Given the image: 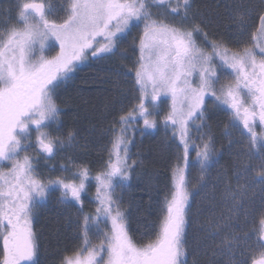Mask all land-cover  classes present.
Wrapping results in <instances>:
<instances>
[{
    "label": "snow or ice",
    "instance_id": "obj_1",
    "mask_svg": "<svg viewBox=\"0 0 264 264\" xmlns=\"http://www.w3.org/2000/svg\"><path fill=\"white\" fill-rule=\"evenodd\" d=\"M0 13V264L37 256L32 221L57 192L59 205L76 209L69 223L81 241L61 264H189L190 254L207 253L209 240L212 256L226 257L223 264H264V0H234V28L227 32L218 25L209 31L215 22L195 8V0H9ZM133 29H139L133 41L138 58L123 75L137 94L113 118L103 167L93 175L73 162L72 168H49L59 175H44L41 159L87 148L73 131L53 134L54 125L56 132L63 126L59 89L90 59L122 55L120 44ZM49 51L56 54L49 57ZM220 112L230 117L225 135L239 124L247 150L237 153L233 176H217L218 202L213 196L208 208L193 214L198 193L189 187L190 170L199 164L198 184L207 188L220 155L209 121ZM160 127L171 131L170 147L177 150L172 186L148 242L138 243L123 201L143 163L133 159L131 148L137 130L143 135ZM93 182L95 209L85 212ZM205 213L189 244V229Z\"/></svg>",
    "mask_w": 264,
    "mask_h": 264
},
{
    "label": "trees",
    "instance_id": "obj_2",
    "mask_svg": "<svg viewBox=\"0 0 264 264\" xmlns=\"http://www.w3.org/2000/svg\"><path fill=\"white\" fill-rule=\"evenodd\" d=\"M234 0H195V8L215 22L209 31H215V25L219 26L220 32H227L234 28L230 19L229 6ZM139 34L138 29H133L131 35L120 44V53L105 59L90 61L79 67L64 87L59 89V103L63 110L61 120L63 126L58 135L68 131L77 133L79 145H87V148L73 147L58 152L56 162L59 165H86L93 172L99 171L108 158L106 149L111 147V132L113 118H118L122 106L126 107L130 101L134 102L135 85L131 78L123 75L131 69L138 58V52L133 43ZM166 109V107H165ZM229 116L226 113H217L211 121V132L215 137V149L220 154L218 162L209 170L210 182L208 187L201 190L198 184L200 176L199 164L195 163L190 170L192 192L195 195L192 211L196 213L198 208L206 209L213 203V196L220 195L222 186H215L214 182L218 175L225 172L233 176V165L236 155L241 149L247 150V141L241 135L243 129L237 124L232 130V135H225V129L229 126ZM55 129V127H54ZM135 146L131 148L133 159L143 161L140 168L131 181V187L123 192L124 207L131 212V234L138 243L148 242V233L152 231L153 224L157 221L160 205L165 195L169 193L172 186L171 168L176 163L177 150L171 146V131L160 127L159 131L147 130L143 135L140 131L134 134ZM231 146H229V142ZM237 141H240L239 143ZM80 150V153L78 152ZM59 158V159H58ZM195 160V159H193ZM46 168L51 167L49 165ZM49 169V168H48ZM49 174H59V172ZM235 184V179H233ZM251 195V193H250ZM54 206H52L53 209ZM50 209L51 213L41 221L42 243L41 264H61L64 256L72 255L76 247L81 243L77 235L75 223H69V216L75 220L76 209ZM219 211V208H217ZM208 218L207 213L198 217V222L189 229V244L193 231H198L200 224ZM252 218H250L251 220ZM257 223V222H256ZM258 224V223H257ZM253 224L250 222L246 230H251ZM91 235V233H90ZM91 235L90 237H92ZM154 239V235L152 236ZM255 239V237H254ZM219 243V239L215 241ZM213 241L209 240L203 249L196 254H190L189 264L194 259H199L200 264H221L226 260L224 256H212Z\"/></svg>",
    "mask_w": 264,
    "mask_h": 264
},
{
    "label": "flooded vegetation",
    "instance_id": "obj_3",
    "mask_svg": "<svg viewBox=\"0 0 264 264\" xmlns=\"http://www.w3.org/2000/svg\"><path fill=\"white\" fill-rule=\"evenodd\" d=\"M13 2H14V0H13ZM58 2H59V0H52L53 4H57ZM6 4H7V6L9 5V0H6ZM0 7L3 8L5 6H3V3H0ZM11 14L13 16H15V10H13V12ZM96 60L97 59H90L88 62L96 61ZM85 64H82V65H85ZM82 65H80V66H82ZM169 103H170V101H169ZM150 131H154V130H150ZM56 160H57V158H52L50 160H44V161L40 160L39 167L42 169L41 172L42 173L44 172L43 173L44 175H53V174H49L48 173V171H49L48 168H50V167L46 168V166L48 164H44L43 162L50 161L49 165L51 166V165H55V164H52V163L56 162ZM59 166H57V168H59ZM91 172H92L93 175L95 174V172H93V171H91ZM59 174H61V173H59ZM59 174H56V175H59ZM190 189L192 191V188H190ZM94 193H95V187H94V182H93V186L90 188L89 193H88L87 197L85 198V205H84L85 212L94 211V209H95V204L91 202ZM256 193H257L256 205H257V207H259V198H258L259 189L258 188L256 189ZM58 196H59V193L58 192L55 193L51 197L50 201L45 206L37 209V213L34 216L33 221H32V230H33V233H34L35 238H36V243L38 245V253H37V256L34 257V259L32 261L27 262V263H25L26 261H21V264H41L42 263L43 255L41 253V246H42L41 243H42V237H43L42 235L43 234L41 232V226H42L41 221L43 220V218H45V216L50 215L51 211L49 210V208H50L51 205H53L54 208L64 209L63 206H61V205H59L57 203V197ZM190 199H192L191 195H190ZM256 222L258 223V219L256 220ZM90 239L92 240V242L94 244L99 243V240L95 236L90 237ZM2 253H3V240H2V238H0V260H2Z\"/></svg>",
    "mask_w": 264,
    "mask_h": 264
},
{
    "label": "rangeland",
    "instance_id": "obj_4",
    "mask_svg": "<svg viewBox=\"0 0 264 264\" xmlns=\"http://www.w3.org/2000/svg\"><path fill=\"white\" fill-rule=\"evenodd\" d=\"M166 2H168V0H166ZM170 2H171L172 4H175L176 0H170ZM0 3H3V6H5V7L7 6V4H6V0H0ZM0 9H2V8L0 7ZM153 11H159L161 14H163L165 11H169V12H170V9H167V10H166V9H163V8H161V9H155V8H154ZM0 15H2V13H0ZM138 31H139V29H138ZM57 51H58V49H57ZM49 52H50L49 54H46V53H45V54H46L47 56L51 57V55L53 54L54 51H49ZM229 119H230V117H229ZM197 123H199V121H198ZM54 127H55V125L53 126V134H54V135H58V133L56 134V133L54 132V130H55ZM78 152L80 153V150H78ZM193 154H194V157H195V153H194V152L192 153V155H193ZM56 155L58 156L59 154L57 153ZM41 160L44 161L43 159H41ZM43 163H44V164H47V163H49V162H43ZM55 166H56V165H55ZM56 167H57V166H56ZM69 167L72 168V166H70V165H69ZM39 169H40V171H42V169H41L40 167H39ZM43 173H44V172H43ZM52 206H53V205L50 206L49 210L52 209ZM53 209H54V207H53ZM53 209H52V210H53Z\"/></svg>",
    "mask_w": 264,
    "mask_h": 264
},
{
    "label": "water",
    "instance_id": "obj_5",
    "mask_svg": "<svg viewBox=\"0 0 264 264\" xmlns=\"http://www.w3.org/2000/svg\"><path fill=\"white\" fill-rule=\"evenodd\" d=\"M27 262H29V261H26L25 263H27Z\"/></svg>",
    "mask_w": 264,
    "mask_h": 264
}]
</instances>
